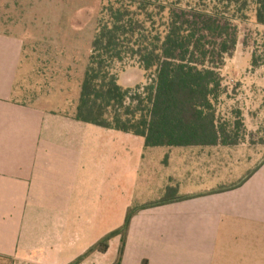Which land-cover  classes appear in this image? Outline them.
<instances>
[{"label":"crops","instance_id":"1","mask_svg":"<svg viewBox=\"0 0 264 264\" xmlns=\"http://www.w3.org/2000/svg\"><path fill=\"white\" fill-rule=\"evenodd\" d=\"M26 42L17 30L0 28V264H72L119 229V211L125 221L142 206L131 192L149 149L140 137L76 121L80 88L72 96L70 78L42 94L25 88L36 71L25 61ZM194 149L205 166H177L163 177L160 200L167 188L205 195L138 211L121 264H264V164L192 192L194 181L219 177L211 166L226 161L213 160H230L233 148ZM207 150L212 156L204 162ZM246 177L234 190L206 194ZM120 244L115 237L105 254L79 264H114Z\"/></svg>","mask_w":264,"mask_h":264},{"label":"trees","instance_id":"2","mask_svg":"<svg viewBox=\"0 0 264 264\" xmlns=\"http://www.w3.org/2000/svg\"><path fill=\"white\" fill-rule=\"evenodd\" d=\"M251 4L257 24L264 26V0H107L97 21L75 120L140 137L145 149L241 145L243 120L238 116L234 122H220L217 105L224 94L220 71L238 42L234 22L245 17ZM126 64L142 69L148 83L134 89L119 85L115 69ZM247 177L206 194L234 190ZM204 195L178 196L176 188H167L159 202L130 209L119 229L72 264L94 252L105 254L115 237L121 244L114 264H121L138 211Z\"/></svg>","mask_w":264,"mask_h":264},{"label":"rangeland","instance_id":"3","mask_svg":"<svg viewBox=\"0 0 264 264\" xmlns=\"http://www.w3.org/2000/svg\"><path fill=\"white\" fill-rule=\"evenodd\" d=\"M107 0H0V28L17 30L25 36L27 61L36 70L27 77L25 88L32 94H42L50 83L61 77L70 78L71 95L79 96L83 80L82 70L86 68L95 35L100 11ZM183 3H186L183 2ZM238 29L235 51L226 57L220 74L224 94L217 105L220 122H234L240 116L244 122V141L229 151L230 160L218 155L217 164L211 166L219 177L207 184L188 187L192 192H201L206 187H215L241 179L246 172L264 164V26L257 24L255 7L251 4L234 22ZM53 68V72L50 70ZM68 70V75L57 74ZM119 85L136 88L148 83L145 73L135 64L117 65ZM26 99H29L27 97ZM193 153V154H192ZM202 161L209 159L207 150ZM194 148H155L144 152L139 174L134 175L131 194L141 203H155L162 197V179L177 166H199ZM240 160L239 164H236ZM236 164V165H235ZM248 173V174H249ZM189 189L182 190L188 193ZM150 204V203H149ZM124 219L119 211L118 224Z\"/></svg>","mask_w":264,"mask_h":264}]
</instances>
